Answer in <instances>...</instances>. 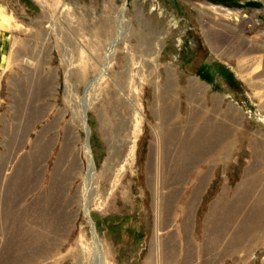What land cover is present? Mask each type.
Listing matches in <instances>:
<instances>
[{
	"label": "rangeland",
	"instance_id": "obj_1",
	"mask_svg": "<svg viewBox=\"0 0 264 264\" xmlns=\"http://www.w3.org/2000/svg\"><path fill=\"white\" fill-rule=\"evenodd\" d=\"M0 28V264H264V0H0Z\"/></svg>",
	"mask_w": 264,
	"mask_h": 264
},
{
	"label": "crops",
	"instance_id": "obj_2",
	"mask_svg": "<svg viewBox=\"0 0 264 264\" xmlns=\"http://www.w3.org/2000/svg\"><path fill=\"white\" fill-rule=\"evenodd\" d=\"M8 36H10V33H8L5 29L0 28V71L6 68L7 62L5 59V52H7V49L5 47Z\"/></svg>",
	"mask_w": 264,
	"mask_h": 264
},
{
	"label": "bare ground",
	"instance_id": "obj_3",
	"mask_svg": "<svg viewBox=\"0 0 264 264\" xmlns=\"http://www.w3.org/2000/svg\"><path fill=\"white\" fill-rule=\"evenodd\" d=\"M123 11H121V13H120V15H119V21L121 22L122 21V19H123ZM119 25H121V23L119 24ZM120 27V26H119ZM85 113V112H84ZM83 120H84V118H83ZM86 128V127H85ZM87 132V131H86ZM85 151H86V154H87V157H88V170H89V172H92L93 171V162H92V160H91V157H90V154H89V147H88V145L86 144V146H85ZM253 230V229H252ZM255 234V233H254Z\"/></svg>",
	"mask_w": 264,
	"mask_h": 264
}]
</instances>
